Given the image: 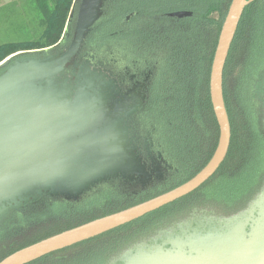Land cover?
I'll use <instances>...</instances> for the list:
<instances>
[{
  "label": "trees",
  "instance_id": "obj_1",
  "mask_svg": "<svg viewBox=\"0 0 264 264\" xmlns=\"http://www.w3.org/2000/svg\"><path fill=\"white\" fill-rule=\"evenodd\" d=\"M37 1L42 34L36 40L0 45V62L19 52L69 44L74 0H51L53 6ZM248 1L224 70L231 145L215 175L190 195L143 218L30 264H110L116 259L112 254L146 241L137 242L161 221L187 209L210 206L233 215L255 199L264 187V0ZM231 2L105 0L80 54L101 61L112 58L138 75L151 76L143 124L163 156L173 160L175 176L138 193L106 183L104 192L89 191L77 201L44 196L22 210H11L0 221V262L48 237L169 192L205 168L219 142L210 76Z\"/></svg>",
  "mask_w": 264,
  "mask_h": 264
},
{
  "label": "water",
  "instance_id": "obj_2",
  "mask_svg": "<svg viewBox=\"0 0 264 264\" xmlns=\"http://www.w3.org/2000/svg\"><path fill=\"white\" fill-rule=\"evenodd\" d=\"M104 2L74 1L75 25L65 50L55 52L58 43L44 56L19 52L0 62V221L44 196L77 201L100 183L150 176L126 121L144 107V98L136 97L144 85L124 92L89 60L77 61ZM249 3L232 0L218 39L210 97L220 133L205 168L169 192L48 237L0 264H30L101 236L190 195L215 175L231 145L224 70ZM212 221L183 222L110 264H264V187L245 209Z\"/></svg>",
  "mask_w": 264,
  "mask_h": 264
},
{
  "label": "flooded vegetation",
  "instance_id": "obj_3",
  "mask_svg": "<svg viewBox=\"0 0 264 264\" xmlns=\"http://www.w3.org/2000/svg\"><path fill=\"white\" fill-rule=\"evenodd\" d=\"M70 40H71V38H70ZM66 46L67 45L62 47L60 45L58 48H56L55 52H60V51L65 50ZM46 49H48V48L32 50V51H27V52H34L32 54L33 56H39L40 57V56H44L46 54H49L51 52V51L45 52L44 50H46ZM13 55L16 56V54H13ZM17 57H19V56H17ZM17 57L12 58V60L16 59ZM87 60L94 61V63L95 62L96 63L101 62V60H99V59H95V58L89 59L88 57H85L84 55L82 56L81 54H80V56L77 57L78 62L84 63ZM102 62H103V60H102ZM99 64L102 65V63H99ZM107 65L108 66H106V65H103V66L107 69L109 75L113 79H116L118 81L122 91L125 92L128 89L133 88L138 82L143 83L144 87H142V89H140L138 92H140L139 93L140 97L144 98L143 102L145 105L146 101L148 99V86L150 85L151 76H148V75L144 76L142 74L138 75L134 71H132L130 68H128V66L125 65L124 63L115 61L112 58L109 59ZM70 72H71L70 70L67 71V74ZM133 75H135L136 77H132ZM142 113H143V111L141 108L137 113L126 118L128 125L131 127V129H130L131 134L130 135H132L134 137V143L136 144V146L140 150L141 154L143 155L144 161H146L148 164L154 163L156 165V167L161 170L162 177L158 180L152 181L151 183L147 184L145 187H141L138 183L137 184L139 186H136L135 185L136 183L131 184V182H130L128 184L124 180L115 179V180H112L110 182H105V183H101V184L96 185V187H94L90 190L89 195L104 192V190L106 189L105 187H107V185H105L106 183H109L110 187L113 186L115 188L120 189V191H122V192L138 193L139 191L147 190L151 187L163 184L168 179H170L172 176H175L176 172L172 171V170H174V168H172V166H171L174 164L173 160L168 156H163L162 151L160 149V146L155 143L153 133H151L150 131H146V128L144 127V124H143L144 122H143V117L141 115ZM213 210H215V211H213ZM205 214H210V215L212 214L215 216H223V217L230 216L229 212L221 211L219 208H216V207L197 206L194 209H187L185 212H183L179 215L173 216L171 218L166 217L167 219H165L163 222L161 221V223L158 224L155 228H153V230L149 234L139 238L137 242H139L143 239L149 240L152 237V235L153 236L157 235V236L162 237L169 230L174 229L175 227H180L181 223H183L184 221H186L188 219H196V217L201 216V215H205ZM192 215H194V216H192ZM176 223L177 224L180 223V224H178L177 226H174ZM124 250H125V248L120 250V251L115 252L114 254L111 255V258H113V257L118 258L120 255L123 254Z\"/></svg>",
  "mask_w": 264,
  "mask_h": 264
},
{
  "label": "rangeland",
  "instance_id": "obj_4",
  "mask_svg": "<svg viewBox=\"0 0 264 264\" xmlns=\"http://www.w3.org/2000/svg\"><path fill=\"white\" fill-rule=\"evenodd\" d=\"M48 1H50L49 6H53L55 4L51 0ZM37 2V0H0V45L12 42L32 41L40 37L43 32V28L39 22L42 12L38 7ZM107 60L109 61V59L104 57L103 62H99L102 63V65L96 62L94 63V61L90 62L92 63L93 69L96 68L98 70H101L104 74L109 75L107 69L103 66H108ZM113 80H115L116 84L119 85L116 79ZM136 97L138 99H141L140 94H137ZM141 156L142 158H144L142 154ZM142 162L146 166L148 174H150L149 178L145 177L141 180L134 181H126L122 178L118 179L124 180L128 184L131 182V184L136 183V186L140 185L141 187H143L151 183L152 181L158 180L162 177L161 170L157 168L154 163L148 164L146 161H144V159H142ZM198 217L201 221L213 220L212 222L217 223V218L222 219L223 216L205 214ZM227 219L231 218L229 217ZM131 257L132 256H127L126 260H129Z\"/></svg>",
  "mask_w": 264,
  "mask_h": 264
},
{
  "label": "crops",
  "instance_id": "obj_5",
  "mask_svg": "<svg viewBox=\"0 0 264 264\" xmlns=\"http://www.w3.org/2000/svg\"><path fill=\"white\" fill-rule=\"evenodd\" d=\"M75 1V0H74Z\"/></svg>",
  "mask_w": 264,
  "mask_h": 264
}]
</instances>
